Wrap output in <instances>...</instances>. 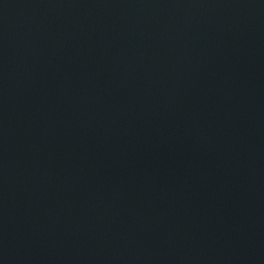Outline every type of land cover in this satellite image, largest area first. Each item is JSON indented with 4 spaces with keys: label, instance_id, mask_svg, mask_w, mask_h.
<instances>
[{
    "label": "water",
    "instance_id": "95a60500",
    "mask_svg": "<svg viewBox=\"0 0 264 264\" xmlns=\"http://www.w3.org/2000/svg\"><path fill=\"white\" fill-rule=\"evenodd\" d=\"M0 264H264V0H0Z\"/></svg>",
    "mask_w": 264,
    "mask_h": 264
}]
</instances>
